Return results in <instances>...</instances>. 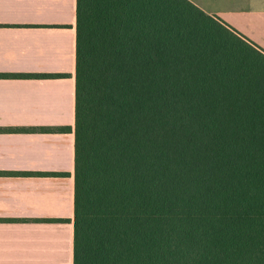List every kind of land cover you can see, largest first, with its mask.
<instances>
[{
    "label": "trees",
    "instance_id": "1",
    "mask_svg": "<svg viewBox=\"0 0 264 264\" xmlns=\"http://www.w3.org/2000/svg\"><path fill=\"white\" fill-rule=\"evenodd\" d=\"M74 224V264H264V48L190 0H77Z\"/></svg>",
    "mask_w": 264,
    "mask_h": 264
},
{
    "label": "crops",
    "instance_id": "2",
    "mask_svg": "<svg viewBox=\"0 0 264 264\" xmlns=\"http://www.w3.org/2000/svg\"><path fill=\"white\" fill-rule=\"evenodd\" d=\"M190 1L264 48V0ZM0 73L66 74L0 78V264H74L77 0H0Z\"/></svg>",
    "mask_w": 264,
    "mask_h": 264
}]
</instances>
